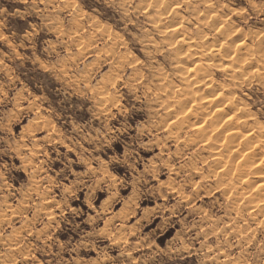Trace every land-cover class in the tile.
<instances>
[{
	"label": "rangeland",
	"instance_id": "obj_1",
	"mask_svg": "<svg viewBox=\"0 0 264 264\" xmlns=\"http://www.w3.org/2000/svg\"><path fill=\"white\" fill-rule=\"evenodd\" d=\"M263 134L264 0H0V264H264Z\"/></svg>",
	"mask_w": 264,
	"mask_h": 264
},
{
	"label": "bare ground",
	"instance_id": "obj_2",
	"mask_svg": "<svg viewBox=\"0 0 264 264\" xmlns=\"http://www.w3.org/2000/svg\"><path fill=\"white\" fill-rule=\"evenodd\" d=\"M199 11V10H198ZM213 11V10H212ZM203 14V13H202ZM204 23V22H203ZM188 44V46H193V45H195L194 44V41H190V42H187ZM197 45V44H196ZM200 48V47H199ZM185 51V50H184ZM249 51V50H248ZM212 53V52H211ZM261 56V55H260ZM208 61V60H207ZM228 66V65H227ZM258 69V68H257ZM241 74V73H240ZM206 75V74H205ZM193 76V75H192ZM187 79V78H186ZM189 79V78H188ZM192 79H193V77H192ZM208 80V79H207ZM185 81V80H184ZM188 81V80H187ZM190 81V80H189ZM196 81V80H195ZM193 83V82H192ZM224 86V85H223ZM176 88V87H175ZM215 88V87H214ZM200 89V88H199ZM212 91V90H211ZM195 91L193 90V89H189L188 91H186V94H185V97H184V99H183V102L181 103L182 105L178 108V109H181V113H183L184 114V118H186L183 122H182V124H186L185 122L187 121L188 123L186 124V125H188V126H190V125H193L194 126V128H196V129H198V131H200L201 132V134H200V137H201V139L203 140V141H206L207 143L209 142V141H212V139L213 140H215V141H219V139L220 138H223L225 135H223V132L225 131V130H227L226 132H228V134L233 138V139H237V137H239V132H237V131H235L234 129H235V122H233V120H232V123L233 124H230V125H228V127H227V129H221L222 131L221 132H219V131H216V132H218L217 134L219 135H215L214 133V130L216 129V130H219V129H217L218 128V124H219V122L217 121V122H211L210 124L208 123H206L204 120L203 121H200V122H196V120H197V118H196V116H194V115H192V117H191V119L193 120L192 122H189V120L187 119L189 116H186L188 113H189V111H191V109H192V106H194L195 108H204V107H206V108H208V106L209 107H211V109H212V107H213V109L212 110H217V111H219V113L217 114L218 115V117L221 115V117L222 118H225L228 114H229V111H228V108H227V111H225L224 110V108L222 107L223 106V103H224V101L222 100V99H224V98H219V96H217V97H213V98H209V99H207L204 103H202V101H200L201 99H202V97H200L199 98V96L198 97H196V94L194 93ZM216 92V91H215ZM212 94V93H211ZM203 95V94H202ZM209 95H210V93H209ZM214 95V94H213ZM205 98V97H204ZM180 102V101H179ZM236 108V107H235ZM206 111H209V110H204V112H206ZM174 112H176V111H174ZM192 112V111H191ZM190 112V113H191ZM231 112V111H230ZM177 113V112H176ZM193 114V113H192ZM206 114H207V112H206ZM209 114V113H208ZM175 115V114H174ZM232 115H234V114H232ZM178 116V115H177ZM211 116V115H210ZM213 116V115H212ZM217 117V116H216ZM232 117V116H231ZM206 118V117H205ZM232 118H234V117H232ZM222 120V119H221ZM196 122V123H195ZM181 124V123H180ZM242 125V124H241ZM183 126V125H182ZM220 126V125H219ZM184 127V126H183ZM248 130V129H247ZM211 131H213V136H212V134H210L211 133ZM226 134V133H225ZM264 135V134H263ZM226 137V136H225ZM229 137V136H228ZM243 137V136H242ZM241 137V138H242ZM261 137V136H260ZM232 138H231V140H232ZM244 138V137H243ZM242 138V139H243ZM225 139V138H224ZM230 139V138H229ZM251 139V138H250ZM254 139V138H253ZM234 141V140H233ZM240 141H241V139H240ZM231 142V141H230ZM206 143V144H207ZM242 143V142H241ZM216 144V143H215ZM232 144V143H231ZM240 144V143H239ZM217 145V144H216ZM258 146V145H257ZM257 146H255V147H257ZM231 147V146H230ZM233 147V146H232ZM241 147V146H240ZM259 147V146H258ZM232 149V148H231ZM251 148H249V150H250ZM241 154L242 153H240V151L238 150V149H236V154L234 155V156H237V157H240L241 156ZM247 155V154H246ZM248 156V155H247ZM254 157V156H253ZM259 157V156H258ZM261 157V156H260ZM242 158V157H241ZM218 159V158H217ZM240 159V158H239ZM248 159V158H247ZM253 159H255V158H253ZM227 161H225V167H226V169H225V173L226 174H231V169H232V166H233V160L231 161L230 159L228 160V159H226ZM243 160H245V159H243ZM223 161V160H222ZM230 161H231V163H230ZM224 162V161H223ZM229 162V163H228ZM243 163V162H242ZM246 163H248V161H245L244 162V164L243 165H245ZM221 165V164H220ZM247 165V164H246ZM248 167V166H247ZM240 170V169H239ZM233 171V170H232ZM243 173V172H242ZM241 174V173H240ZM254 174V173H253ZM228 176V175H227ZM231 176V175H230ZM237 176V175H236ZM242 177H241V183L242 184H244V183H248V181H249V178L246 176V175H241ZM229 177V176H228ZM231 178V177H230ZM229 178V179H230ZM261 179V178H260ZM223 180H224V178H223ZM240 180V179H239ZM239 182V183H240ZM250 183V182H249ZM248 183V184H249ZM230 184V183H229ZM232 185V184H231ZM230 187V186H229ZM239 188V187H238ZM213 190V189H212ZM248 209V208H247ZM8 250H9V252L10 253H13L14 251H16L15 250V248H8ZM17 252V251H16Z\"/></svg>",
	"mask_w": 264,
	"mask_h": 264
}]
</instances>
